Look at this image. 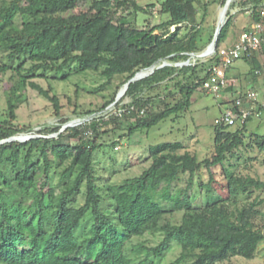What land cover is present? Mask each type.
<instances>
[{
    "label": "trees",
    "instance_id": "16d2710c",
    "mask_svg": "<svg viewBox=\"0 0 264 264\" xmlns=\"http://www.w3.org/2000/svg\"><path fill=\"white\" fill-rule=\"evenodd\" d=\"M157 2L169 18L140 26L139 12L149 9L139 0H0V80L9 76L12 81L0 113V264H161L174 248L179 252L168 264H254L246 261L264 254V231L256 222L264 218L259 207L264 199H251L264 190V180L238 170L243 147L256 143L264 151V135L258 132L250 133L253 144L246 142L248 122L255 116L216 125L215 151L204 159L190 151L179 153L185 147L180 141H166L151 145L145 159L151 164L121 183H111L118 173L115 161L99 167L98 154L111 159L123 137L189 109L195 91H205L204 82L221 65L219 48L234 25L233 10L239 6L248 14L242 29L247 30L260 20L264 7V0H232L214 56L156 68L131 81L117 100L141 70L204 52L217 29V19L207 24L211 5L225 6L227 0ZM242 59L249 70L235 75L231 65L229 77L236 82L223 93L238 96L250 88L264 89V46ZM88 74L103 82L92 90L78 83L79 93H108L100 95L102 103L95 107L75 105L77 116L89 120L63 130L69 118L37 131L31 124L16 123L29 87L49 98L55 114L62 115L59 96L37 77L69 80ZM21 134L34 136L14 139ZM255 159L245 158L244 166ZM216 166L223 169L226 196L214 188ZM204 167L210 179L199 181L201 201L194 202V177ZM181 172L189 179L169 210L155 193H168ZM176 211L182 212L178 222L173 220ZM147 234L161 238L154 243Z\"/></svg>",
    "mask_w": 264,
    "mask_h": 264
},
{
    "label": "rangeland",
    "instance_id": "374dc122",
    "mask_svg": "<svg viewBox=\"0 0 264 264\" xmlns=\"http://www.w3.org/2000/svg\"><path fill=\"white\" fill-rule=\"evenodd\" d=\"M141 5H145L149 9V13L140 11L136 19L137 24L140 26H146L148 24L154 25L161 23L162 21L169 18V14L161 12V5L158 4L157 0H139ZM157 5H154V4ZM85 9L81 7L80 10ZM224 6L218 3H213L210 8L211 15L208 18L207 24L212 25L217 19V26L219 24L220 16L223 12ZM233 13H237L234 18V25L229 27L228 36L222 42L224 45H230L237 38L240 31L244 28V22L248 19V14L243 13L238 6L233 10ZM235 25H239V29L236 30ZM217 28V27H216ZM250 65L243 59L238 60L234 63L233 73L236 75L240 71L244 72L249 70ZM0 80V113L2 114L6 108V96L5 91L12 85V81L9 76H3ZM44 88L49 89L52 87V94H56L60 98L62 105V115L57 116L55 114V107L53 102L39 93L38 90L29 87L26 91V99L17 109V124L21 125H32L33 130L37 131L45 126H53L63 123L61 119L69 118V122L63 123L62 130L69 125L82 124L90 117L79 118L74 112L75 105L80 104L88 106L90 104L93 107L102 103V94H108L107 92H101L100 95H94L86 90H81L80 93L77 91L81 86L92 90L103 82L97 75L88 74L86 76H75L69 80H59L53 77L48 79L37 77L35 79ZM246 78L243 77L241 84H246ZM79 83V87H78ZM173 86H171L172 88ZM263 89V88H262ZM123 90H121L122 92ZM162 92L163 87L155 91ZM120 92V93H121ZM180 98L178 94L177 99L172 100L173 103ZM221 97L215 94L208 93L206 91L197 90L192 96V104L189 109L182 112L179 117L176 115L162 121L159 125L152 128L140 130L130 136L122 138L121 143L113 151V157L107 155L103 157L102 154H98V158L102 160L99 167L109 165L112 161L116 162L117 174L111 177V183H121L127 177L140 175L145 168L151 164V160L146 161L145 159L150 156V146L166 141H180L184 144V148L179 150V153L190 151L191 153L198 156L199 159L212 156L215 151V136H216V124L215 119L221 115V112L225 110L226 105L221 104ZM114 104L110 105L109 108L113 109ZM235 126L232 127L234 129ZM252 131H256L261 135H264V110L260 116H255L248 122V136H246V142L253 144L254 138L250 136ZM52 134L51 136H56ZM34 134H21L16 136L17 138L29 139ZM25 140V139H24ZM108 148V147H106ZM242 161L238 167L241 173H249L255 177H259L264 180V151H260L258 145L254 143L253 147H243L241 152ZM248 157H256L255 160L251 161L250 166L246 168L243 164L244 159ZM232 162L235 159L231 160ZM215 175L214 188L219 194L224 196L227 195L226 179L222 167L216 166L213 168ZM200 175H195V184L192 188L194 202L201 201V189L199 187V181H209L210 173L207 168L201 169ZM189 175L180 173L179 178L173 183L168 193H155L159 200L163 203L164 207L173 210L175 208V201L182 196V192L187 185ZM259 196L264 199V190L257 191L253 194L252 200ZM264 211V203L259 205ZM182 216L181 211H176L173 220L178 222ZM258 228L264 231V218L260 217L256 220ZM145 238H149L155 243L156 239L161 238V234L154 237L152 234H147ZM264 249V242L260 245V250ZM179 252L177 248L172 251L166 252V258L161 264H168L172 261L176 254ZM245 261V260H243ZM248 263L262 264L264 263V254L259 252L254 260L246 261Z\"/></svg>",
    "mask_w": 264,
    "mask_h": 264
},
{
    "label": "built area",
    "instance_id": "2783aa9c",
    "mask_svg": "<svg viewBox=\"0 0 264 264\" xmlns=\"http://www.w3.org/2000/svg\"><path fill=\"white\" fill-rule=\"evenodd\" d=\"M264 46V7L260 11V20L247 30H241L237 38L230 45L221 44L219 53L221 56V65L216 67L211 77L203 84V89L211 94L221 97V104L226 105L221 115L215 119L216 125H235L242 123L249 116H260L262 111L259 109L258 101L264 95V89L250 88L243 95L235 96L231 93H223L226 88L235 84V80L229 77L228 69L236 61L244 56H251L253 53H260ZM206 51V50H205ZM203 53V52H202ZM189 53L187 59L172 62L164 59L153 68H147L144 71L147 74L152 73L156 68L166 65L186 66L195 64L199 59L205 60L217 53V46L212 47L209 53ZM70 126V125H69Z\"/></svg>",
    "mask_w": 264,
    "mask_h": 264
},
{
    "label": "water",
    "instance_id": "95a60500",
    "mask_svg": "<svg viewBox=\"0 0 264 264\" xmlns=\"http://www.w3.org/2000/svg\"><path fill=\"white\" fill-rule=\"evenodd\" d=\"M231 1H232V0H227L226 4H225V6H224V9H223L224 12L227 13V10H228V8H229V6H230ZM221 16H222V15H221ZM221 16H220V19H219V24H218L217 29H216V33H215L214 40H213L212 43L207 47L206 51H204V52L202 53V55H206L207 53H209L210 48H212V47H216V43H217V39H218L219 33H220V31H221L223 25L225 24V22L223 23V22L221 21ZM225 21H226V15H225ZM153 67H154V65L151 66V67H149V68H153ZM149 68H148V69H149ZM143 73H144V74H143ZM150 74H151V73H150ZM147 75H149V74H147L144 70H141L140 72H138V73L136 74V76H135L134 78H132V79L126 84L124 90H123L121 93H119V95H118V97H117V100L120 99V98L125 94V92H126L128 86H129V83H130L131 81H133V80H135V79H141V78H143V77H145V76H147ZM14 139L24 140V139H26V138H23V137H22V138L14 137Z\"/></svg>",
    "mask_w": 264,
    "mask_h": 264
},
{
    "label": "bare ground",
    "instance_id": "6f19581e",
    "mask_svg": "<svg viewBox=\"0 0 264 264\" xmlns=\"http://www.w3.org/2000/svg\"><path fill=\"white\" fill-rule=\"evenodd\" d=\"M222 16H221V21L224 23L225 22V15H226V12H224V10H223V12H222V14H221ZM212 48H210V50H211ZM144 74V73H143Z\"/></svg>",
    "mask_w": 264,
    "mask_h": 264
},
{
    "label": "crops",
    "instance_id": "0c3cea01",
    "mask_svg": "<svg viewBox=\"0 0 264 264\" xmlns=\"http://www.w3.org/2000/svg\"><path fill=\"white\" fill-rule=\"evenodd\" d=\"M261 82H262V81H261ZM258 85L260 86V85H262V84L260 83V84H258ZM262 97H263V96H262ZM261 114H262V113H261Z\"/></svg>",
    "mask_w": 264,
    "mask_h": 264
}]
</instances>
